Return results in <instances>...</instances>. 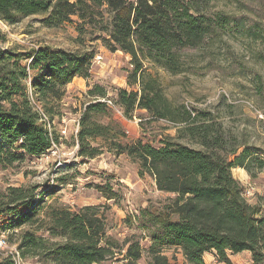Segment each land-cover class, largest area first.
Returning <instances> with one entry per match:
<instances>
[{
	"label": "trees",
	"instance_id": "obj_1",
	"mask_svg": "<svg viewBox=\"0 0 264 264\" xmlns=\"http://www.w3.org/2000/svg\"><path fill=\"white\" fill-rule=\"evenodd\" d=\"M205 0H0V20L16 24L24 17L48 15L44 23L56 27L84 16L93 8L107 6L112 14L108 48L131 56L132 84L140 89L118 90L114 102L133 117L136 110L147 111L155 120H165L178 128L181 139L200 149L166 138L159 146L138 141L131 146L116 143L120 154L138 159L142 171L155 180L160 193L168 197L162 211H142L146 217L149 248L154 264H170L164 249L183 253L187 264H206L213 254L221 263L232 264L230 255L248 252L252 264H264V207L250 205L235 168L255 177L253 165L262 170L264 161L250 148L231 145L224 126L206 111L173 105L157 82L146 79L143 59L167 71L182 72L179 51L202 46L216 26L226 25L202 14ZM26 57V64H22ZM94 54L39 46L25 55L0 49V165L12 166L28 157L41 158L59 138L49 129L61 116L60 103L65 89L75 78H88ZM148 80V81H147ZM29 92L43 109L48 123L32 104ZM94 98H107L105 88L95 86ZM96 100V101H97ZM103 102L89 103L81 119L79 155L95 158L97 148L91 140L105 134L107 127L90 121L93 113L105 112ZM179 138V137H178ZM102 196L118 204L111 186H98ZM39 186L13 187L0 194V227L13 229L41 222L48 238L34 232L23 233L18 244L20 256L39 257L42 264H101L115 256L119 247L106 236L104 212L99 206L77 211L58 207L40 220L43 198ZM42 199V200H41ZM146 215V216H145ZM50 239L53 241L50 242ZM139 242L127 248V264L142 259ZM21 258V257H20ZM0 264H15L6 259Z\"/></svg>",
	"mask_w": 264,
	"mask_h": 264
},
{
	"label": "rangeland",
	"instance_id": "obj_2",
	"mask_svg": "<svg viewBox=\"0 0 264 264\" xmlns=\"http://www.w3.org/2000/svg\"><path fill=\"white\" fill-rule=\"evenodd\" d=\"M202 14L213 20L222 17L226 25L216 26L215 33L207 36L202 46L179 51L182 72L172 74L143 59L144 77L155 80L173 105L208 112L214 122L223 124L231 145H240L241 150L250 148L264 161V0H205ZM47 16L24 17L16 24L0 20V49L25 56L44 45L81 54L90 52L94 54L91 73L88 78H75L65 89L61 116L51 127L60 143L41 158L27 156L12 166L0 165V194L13 187L39 186L37 194L43 198L40 220L58 207L73 212L99 206L104 212L106 236L119 247L113 258L101 264H127L125 253L133 241L142 248L138 264H154L142 211L160 212L168 197L174 196L160 193L154 178L142 171L138 159L120 154L115 145L131 146L143 141L159 146L169 137L196 149L200 147L181 139L176 126L153 119L146 110H136L129 119L125 113L121 115L107 107L105 112L90 115L91 122L107 127L103 136L91 140L99 155L80 157V121L86 106L97 103L89 92L101 86L117 99L118 90L138 91L140 85L132 84L131 56L108 48L112 14L107 6L93 8L83 17L72 16L71 21L56 27L44 23ZM99 55L102 62L94 64ZM26 61L23 57L22 64ZM257 167L253 165L255 177L241 168H235L232 175L242 184L248 204L264 207V168ZM102 185L113 188L118 204L102 196L98 188ZM45 227L41 222L7 230L0 227V235H5L10 245L0 252V262L13 259L23 233L34 232L48 238ZM162 254L170 264H187L179 249L167 248ZM20 257V264H42L39 257ZM230 260L232 264H252L248 252L230 255ZM205 263L225 264L213 254L205 257Z\"/></svg>",
	"mask_w": 264,
	"mask_h": 264
},
{
	"label": "built area",
	"instance_id": "obj_3",
	"mask_svg": "<svg viewBox=\"0 0 264 264\" xmlns=\"http://www.w3.org/2000/svg\"><path fill=\"white\" fill-rule=\"evenodd\" d=\"M102 60H103V57H102L101 55H99V56H96V57H95V61H94L93 63H94V64H95V63H96V64H99V63L102 62ZM29 95H30V100H31L32 104H33V105L36 107V109H38V111L40 112V114H41V116H42V120H43V121H46V122L48 123V118H47L46 114L44 113L43 109H41L40 105L37 103L35 96H34L31 92H29ZM97 101H98V102L101 101V102L105 103L107 107L113 109L114 111L118 112V113L121 114V115H124V110H123L121 107H119V106L114 102V98L108 96L107 98H100V99H98ZM49 129L51 130V126H50V125H49ZM9 247H10V245H9L8 240H7V238L5 237V235H0V252L6 250V249L9 248ZM15 252H16V255H15L14 257H12V258H13L15 264H20V263L18 262V258L21 259V258H20V254H19L18 250L15 251Z\"/></svg>",
	"mask_w": 264,
	"mask_h": 264
}]
</instances>
